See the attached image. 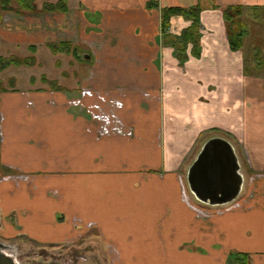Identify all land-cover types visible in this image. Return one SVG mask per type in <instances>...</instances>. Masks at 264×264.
<instances>
[{"label": "crops", "instance_id": "0c3cea01", "mask_svg": "<svg viewBox=\"0 0 264 264\" xmlns=\"http://www.w3.org/2000/svg\"><path fill=\"white\" fill-rule=\"evenodd\" d=\"M152 1L200 0H68V12L0 26L4 52L24 39L37 54L70 42L87 57L72 81L60 69L58 88L30 85L33 76L0 92L1 234L42 246L91 241L112 264H264V77L231 50L222 12L264 0H210L218 9L201 13L200 55L189 45L183 64L162 44ZM190 24L174 17L170 33ZM75 97L93 117L69 106ZM216 136L239 145L250 172L234 209L204 207L186 187L204 139Z\"/></svg>", "mask_w": 264, "mask_h": 264}, {"label": "rangeland", "instance_id": "374dc122", "mask_svg": "<svg viewBox=\"0 0 264 264\" xmlns=\"http://www.w3.org/2000/svg\"><path fill=\"white\" fill-rule=\"evenodd\" d=\"M42 1L43 0H37V8L39 11H42L43 9ZM50 1L57 2L58 0ZM68 7H70L69 3ZM42 14L49 13H25V15L17 16L23 17L26 15L29 16ZM14 15L15 14L12 12H2L0 14V26L3 25L5 22V29H7L10 27V25L13 26V24L19 23V21L21 22L19 18L17 19L13 17ZM17 26L18 28H22V26ZM20 42H22L21 44L25 46H20L21 48L8 47L6 48L5 52L2 49L0 50V52H2V54H0V57H18L22 60H25V58H33L34 63L36 61L35 66L23 63L19 65H12L0 72V82L4 89L18 87L20 88L21 86L22 88H25L26 85H22V83H28L29 81L33 82V76L36 77L37 83H32L30 85H34L37 88H58L59 83L57 82V80L59 79L60 69H63V73H65V76L67 77L68 81H72L75 76H81L83 60H85L82 59V56L87 58L86 55H83L80 52L79 54H77V56L73 54H65L62 52L54 53L52 52V50H47L44 51L45 53L40 52V54H37V50H33L32 48L35 46L24 44L23 42H26L24 39H20ZM46 49H48L47 46ZM241 50L244 53V60L247 59L246 66L250 65V72L256 73L254 71L257 68L255 66V63L257 64V62H252V59L255 60L256 57H258V59L262 61L263 67L259 68V70H261L259 73L262 74V76L264 77V20L259 23H251L250 21L248 22V32L245 36L244 46ZM257 52H259L258 56L253 57L254 54ZM49 65H52L54 67L51 66V68H49ZM12 79H16L20 82L17 83V85H9L8 83L12 82ZM44 79H46L48 82H44ZM64 86L68 87L70 86V84L67 83ZM72 101H74V99L70 100L69 106L74 109L84 111L87 116L91 117V114L87 113L86 107L82 104L80 100H75V105H72ZM204 140L199 149V152L201 151L207 138H205ZM231 143L235 147L236 153L238 154L237 149H240L239 145L236 142H233L232 140ZM244 155L245 153L242 152L239 158V162L241 166V172L246 178L250 174V172L247 169L248 165L245 163L246 160ZM185 182L187 184V179H185ZM0 244L6 246L4 248L5 253L9 256H12L17 264H112V261L110 260L108 254L104 250H100L99 246L91 241L88 242L86 247L84 248L76 244H66L60 246H42L32 243L24 237L20 239H7L2 236L0 231Z\"/></svg>", "mask_w": 264, "mask_h": 264}, {"label": "trees", "instance_id": "16d2710c", "mask_svg": "<svg viewBox=\"0 0 264 264\" xmlns=\"http://www.w3.org/2000/svg\"><path fill=\"white\" fill-rule=\"evenodd\" d=\"M43 9L39 11L37 8V0H0V14L2 12H12L15 15H25V13H56V12H68L67 0H58L52 2L50 0H43ZM148 8L160 9L161 12V41L163 46L172 47L174 49V55L183 64L188 59V47L192 46V54L194 57H198L201 51V38H202V23L201 13L205 10L218 9L210 0H200L198 4L190 7L182 6H168L161 8L158 2L152 1L148 3ZM223 18L226 24L227 35L229 44L232 51H239L244 46V39L248 32V22L256 23L264 20V7L260 6H244L236 5L226 7L223 11ZM174 17H182L191 24L184 29L180 35H173L170 33L171 20ZM47 47L52 52H62L65 54H79V48L70 42L50 43ZM35 50V47H32ZM259 52L255 53L253 57L258 56ZM257 68H262V61L256 57L252 59ZM247 62V59L245 60ZM251 62V63H252ZM34 65L33 58H25L22 60L18 57L4 58L0 57V72L7 69L12 65L19 64ZM262 65V66H261ZM250 65L245 67L247 72ZM44 82H48L44 79ZM52 83V82H49ZM4 91L0 82V92ZM228 136V135H226ZM229 137V136H228ZM236 264H246L240 257Z\"/></svg>", "mask_w": 264, "mask_h": 264}, {"label": "water", "instance_id": "95a60500", "mask_svg": "<svg viewBox=\"0 0 264 264\" xmlns=\"http://www.w3.org/2000/svg\"><path fill=\"white\" fill-rule=\"evenodd\" d=\"M187 185L194 199L210 208L225 207L239 200L245 183L233 144L216 136L208 139L188 169ZM0 244V264H17Z\"/></svg>", "mask_w": 264, "mask_h": 264}, {"label": "built area", "instance_id": "2783aa9c", "mask_svg": "<svg viewBox=\"0 0 264 264\" xmlns=\"http://www.w3.org/2000/svg\"><path fill=\"white\" fill-rule=\"evenodd\" d=\"M100 99L104 100L101 96H100ZM75 100H78V99H74V101H72V105H75V102H76ZM109 104H110V102H109ZM87 113L91 114L90 111H88ZM91 117H93L92 114H91ZM183 186H184V189H185V185L184 184H183ZM237 202L238 201H235L232 204H229V205H227L225 207H218V208H214V209H216V210L234 209L235 205H237Z\"/></svg>", "mask_w": 264, "mask_h": 264}, {"label": "bare ground", "instance_id": "6f19581e", "mask_svg": "<svg viewBox=\"0 0 264 264\" xmlns=\"http://www.w3.org/2000/svg\"><path fill=\"white\" fill-rule=\"evenodd\" d=\"M14 253V252H13Z\"/></svg>", "mask_w": 264, "mask_h": 264}]
</instances>
